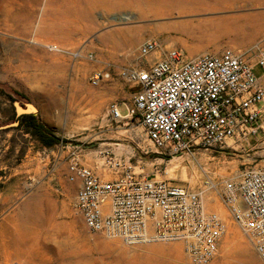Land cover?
<instances>
[{"label": "rangeland", "instance_id": "rangeland-1", "mask_svg": "<svg viewBox=\"0 0 264 264\" xmlns=\"http://www.w3.org/2000/svg\"><path fill=\"white\" fill-rule=\"evenodd\" d=\"M48 1L0 0V89L14 97L0 93V264H124L123 255L192 264L179 242L131 247L90 231L74 207L78 185L67 180L68 160L74 152L97 171L128 160L138 174L191 189L207 180L221 186L249 165L253 136L172 154L151 142L138 121L113 120L110 107L118 104L125 114L131 104L132 85L122 72L149 66L166 50L181 49L190 59L264 45V0H235L215 11L161 6L163 13L146 18L132 8H95L84 17L76 0H51L47 13ZM148 39L159 45L145 57L140 46ZM247 55L256 62L252 51ZM104 68L111 78L94 87L93 70ZM24 114L39 117L61 142L45 147L22 131ZM215 209L229 230L209 264H264L224 206Z\"/></svg>", "mask_w": 264, "mask_h": 264}, {"label": "built area", "instance_id": "built-area-1", "mask_svg": "<svg viewBox=\"0 0 264 264\" xmlns=\"http://www.w3.org/2000/svg\"><path fill=\"white\" fill-rule=\"evenodd\" d=\"M158 45L148 39L140 52L146 57ZM248 52L224 48L188 59L173 48L149 66L126 69L131 104L125 114L111 105V118L138 121L151 142L172 154L256 137L264 133V86L254 67L264 70V45ZM111 75L94 69L89 80L97 87ZM134 169L127 160L97 171L71 153L67 180L78 185L74 207L90 231L131 247L179 242L190 263L209 264L229 230L226 215L215 209L222 204L264 262V169L243 168L221 186L207 180L197 189Z\"/></svg>", "mask_w": 264, "mask_h": 264}, {"label": "bare ground", "instance_id": "bare-ground-1", "mask_svg": "<svg viewBox=\"0 0 264 264\" xmlns=\"http://www.w3.org/2000/svg\"><path fill=\"white\" fill-rule=\"evenodd\" d=\"M76 2L79 3L77 11H79L82 16L84 15V17H86L87 11L89 12L95 8H101L106 12L113 10L115 12L126 8H132V10L139 12L140 17L146 18L149 15L158 16L161 14L160 12L163 13V11H160L161 6H168L171 8H175L177 6H181V8L191 7L194 11H215L232 7L235 0H76ZM47 5V13H49L48 7L51 6V0L47 2ZM128 18L129 17L126 16L120 17L119 19L124 20ZM208 22L211 24L212 19H209ZM127 33L128 31L122 32V34L125 35ZM123 256L124 264H177L173 262L160 261V259H154L149 256Z\"/></svg>", "mask_w": 264, "mask_h": 264}, {"label": "trees", "instance_id": "trees-1", "mask_svg": "<svg viewBox=\"0 0 264 264\" xmlns=\"http://www.w3.org/2000/svg\"><path fill=\"white\" fill-rule=\"evenodd\" d=\"M1 88V87H0ZM0 93H4L5 97L9 100L14 99L11 93L6 92L4 89H0ZM18 95L21 93L16 92ZM19 128L27 134L39 140V142L45 147H53L61 142V139L53 132L51 128L42 123L34 114H24L18 117Z\"/></svg>", "mask_w": 264, "mask_h": 264}, {"label": "crops", "instance_id": "crops-1", "mask_svg": "<svg viewBox=\"0 0 264 264\" xmlns=\"http://www.w3.org/2000/svg\"><path fill=\"white\" fill-rule=\"evenodd\" d=\"M198 53H192L190 55V59L195 58ZM189 59V58H188ZM259 69V68H258ZM260 71H256L259 79H260V84L264 86V71L262 69H259ZM132 96V94H131ZM255 147L256 151L253 154V158L251 157L248 159V164L245 168L252 167V168H262L264 169V133H261V135L255 137ZM258 142V143H257Z\"/></svg>", "mask_w": 264, "mask_h": 264}, {"label": "water", "instance_id": "water-1", "mask_svg": "<svg viewBox=\"0 0 264 264\" xmlns=\"http://www.w3.org/2000/svg\"><path fill=\"white\" fill-rule=\"evenodd\" d=\"M27 107H28L29 109H32V106H27ZM20 110L23 111V112L25 111V110L23 109V107L20 108Z\"/></svg>", "mask_w": 264, "mask_h": 264}]
</instances>
